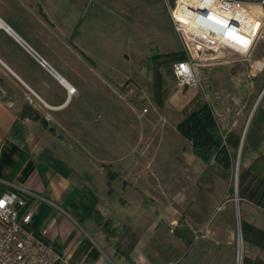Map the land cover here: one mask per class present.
Returning a JSON list of instances; mask_svg holds the SVG:
<instances>
[{"label": "crops", "instance_id": "0c3cea01", "mask_svg": "<svg viewBox=\"0 0 264 264\" xmlns=\"http://www.w3.org/2000/svg\"><path fill=\"white\" fill-rule=\"evenodd\" d=\"M161 2L0 0V197L17 191L32 201L31 228L45 231L46 241L63 256L61 264H214L219 254L234 264L233 243L241 232H235L236 202L243 220L264 231V210L241 202L229 187L230 173L197 158L191 143L173 127L202 176L193 193L188 185L184 188L178 208L164 203V191L162 197L156 195L147 156L149 132L153 134L155 126L125 124L130 107L123 106L117 90L106 92V73L80 38L88 30L106 27L108 18L133 19L124 24L135 34L166 32L168 27L159 21L166 17L171 28L176 0H163L162 16L155 6ZM212 14L190 18L203 32L215 29L222 35L218 40L230 47L249 45L254 19L246 21L245 36L237 25H222ZM75 29L77 39L72 36ZM146 45L148 51L173 46L167 37ZM261 46L254 45L251 54L256 58ZM249 64L234 61L214 67L218 82L227 74L225 81L237 78L243 83L235 84L236 92L227 96L236 104L246 100V108L257 96L249 89ZM124 79H132V74L122 77L120 86ZM68 87L76 93L70 94ZM26 107L38 119L22 118ZM259 110L253 140L247 144L244 137V167L264 155L262 106L250 111L248 124ZM240 128L230 123L228 131ZM93 211L99 212L102 223L91 217ZM104 222L111 224V232ZM245 264H264V252L247 245Z\"/></svg>", "mask_w": 264, "mask_h": 264}, {"label": "rangeland", "instance_id": "374dc122", "mask_svg": "<svg viewBox=\"0 0 264 264\" xmlns=\"http://www.w3.org/2000/svg\"><path fill=\"white\" fill-rule=\"evenodd\" d=\"M237 1L255 3L261 0ZM155 6L160 16L166 14L163 0ZM166 19L165 17L159 21L165 28L168 27L166 32L162 29L163 33H159L156 29L154 31L156 33L153 34H149L151 32L149 30L144 33L135 34L124 24V22L133 19L120 20L119 18H108L105 20L107 28L105 26H102L100 29L93 28V30H88L85 34L81 35L80 38L83 39L88 53L98 60L97 62H99L98 65L101 70L106 73V92H108V94H115L117 90V94L119 93L123 96V106H129L131 108H129L127 115L123 116L124 121L128 122L125 124L133 123L139 125L140 129L145 122L150 125L154 124L155 128L153 134L149 132L150 136L148 140L151 144L149 145L147 156L149 160H152V169L155 173L152 185L153 190L156 195L160 197H162V192H165V204L169 202L176 208L180 207V198L184 188H187L186 186L188 185L191 188L189 190L193 193L198 189L196 180L202 176L201 170L196 168L194 163L189 159L190 154L185 152L184 145L181 143L178 135L187 142L190 141L183 137L177 130L178 124L183 119L182 111L196 95L212 107L224 137L235 131L242 134L239 149L234 153V167L230 173L231 178L229 182V187L238 195L239 175L240 171L246 168L244 167L245 157L248 155V148L243 143L244 137L246 136L245 139L247 144H250L253 140L256 125L260 121L261 110L258 111L256 116L254 115L255 118H251L249 124L248 115L253 108L257 109L259 106H262V100L264 98V74L262 76V74H260L262 70L254 68L253 65L255 62L259 61L264 63V42L261 38H258L255 42L257 45H262L259 58L253 56L251 52L247 57L225 54L222 58L210 60L213 56L211 55V57L208 56V58H206L208 60L199 61L198 67L196 68L200 77V83L196 86L179 85L173 70L175 64L164 67L162 72L165 78V88L168 92L166 95L162 94L159 101L163 103L160 105L155 99L152 77L153 71L147 63V58L154 53L167 54L181 50L185 51L179 34L175 31L173 22L170 28V26H168V20ZM223 24L226 25L225 23H222V25ZM72 36L77 39V29H75ZM166 37L173 45L169 50H146L148 41H152V39L157 41L160 39L164 40ZM217 37L222 38V35H217ZM234 61L251 64L249 65L252 68L250 70L252 79L249 89L251 93L257 95L254 101L251 100V108L249 106L247 108L243 107L246 100H239L240 107V105H238L239 103L236 104L233 101L232 96H227V94L232 95L236 92L234 90L235 84L238 85L241 83L240 85H243L237 78L236 80H234V78L229 79V83L225 81L228 79L227 74L221 82L214 79V67L234 64ZM128 74H132V79H124L120 86L122 77ZM244 86H246V84H244ZM91 91L92 90H88L86 94H89ZM107 107H109V99ZM145 109H147L148 112H144ZM240 110L243 113L241 116L239 114ZM230 123H237L241 128L228 131ZM171 127L176 130L178 135L171 131ZM233 196V193L228 194L229 198ZM236 204L238 205V209L234 217L235 232L241 230L242 235L241 221L243 217L239 209V204L237 202ZM246 246L247 244L244 242L243 264L246 259ZM233 249L234 264H237L239 250L238 236H236L235 242L233 243ZM228 263L229 261L226 257L221 254L214 259V264Z\"/></svg>", "mask_w": 264, "mask_h": 264}, {"label": "built area", "instance_id": "2783aa9c", "mask_svg": "<svg viewBox=\"0 0 264 264\" xmlns=\"http://www.w3.org/2000/svg\"><path fill=\"white\" fill-rule=\"evenodd\" d=\"M205 12L210 17L214 15L228 27L237 25L245 34L243 28L247 20L254 19V33L247 47H230L217 38L216 30L203 32L196 26L190 16ZM171 20L175 31L179 34L182 45L187 52L188 61L173 66L175 76L180 86H196L200 83L197 72L199 61L211 57L216 60L225 54H235L247 57L252 52L255 42L261 38L264 42V0L247 3L237 0H176L171 10ZM242 28V29H241ZM16 38V37H15ZM22 43L19 38H16ZM28 52L45 68L52 70L48 64L38 59L30 49ZM254 68L264 70V63L255 62ZM74 95L76 90L68 89ZM144 112H148L145 109ZM26 200L17 192L10 191L0 197V264H58L63 262V256L55 246L45 239V231L37 236L31 228L33 212L29 210L21 217L26 207ZM237 264H243L244 242L239 233Z\"/></svg>", "mask_w": 264, "mask_h": 264}, {"label": "trees", "instance_id": "16d2710c", "mask_svg": "<svg viewBox=\"0 0 264 264\" xmlns=\"http://www.w3.org/2000/svg\"><path fill=\"white\" fill-rule=\"evenodd\" d=\"M187 61L188 55L184 50L167 54L154 53L147 58V63L153 71L155 99L160 105L163 103L159 101L162 94L166 95L168 92L165 88L163 68ZM262 107L264 108V98ZM182 114L183 119L178 124L177 130L190 141L194 155L205 164L214 163L231 173L234 167V153L239 149L242 134L235 131L224 137L212 107L197 95L185 107ZM21 117L38 119V116L27 107L23 109ZM21 196L27 202L26 207L21 212L22 217L30 210L32 201L24 195ZM238 197L241 202H248L264 210V155L257 157L248 167L240 171ZM91 217L99 223L103 222L98 211H93ZM104 224L111 232L109 229L111 224L109 222H104ZM241 229L243 241L247 245L264 252V231L244 220L241 221ZM36 234L40 236L39 232H36Z\"/></svg>", "mask_w": 264, "mask_h": 264}, {"label": "bare ground", "instance_id": "6f19581e", "mask_svg": "<svg viewBox=\"0 0 264 264\" xmlns=\"http://www.w3.org/2000/svg\"><path fill=\"white\" fill-rule=\"evenodd\" d=\"M68 89H72V88L68 87Z\"/></svg>", "mask_w": 264, "mask_h": 264}, {"label": "water", "instance_id": "95a60500", "mask_svg": "<svg viewBox=\"0 0 264 264\" xmlns=\"http://www.w3.org/2000/svg\"><path fill=\"white\" fill-rule=\"evenodd\" d=\"M27 47V46H26Z\"/></svg>", "mask_w": 264, "mask_h": 264}]
</instances>
